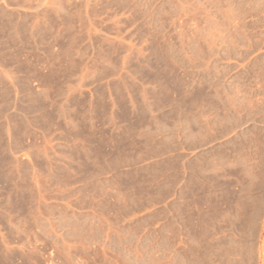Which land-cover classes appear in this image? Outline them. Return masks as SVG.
Wrapping results in <instances>:
<instances>
[{"label": "rangeland", "instance_id": "rangeland-1", "mask_svg": "<svg viewBox=\"0 0 264 264\" xmlns=\"http://www.w3.org/2000/svg\"><path fill=\"white\" fill-rule=\"evenodd\" d=\"M0 264H264V0H0Z\"/></svg>", "mask_w": 264, "mask_h": 264}]
</instances>
